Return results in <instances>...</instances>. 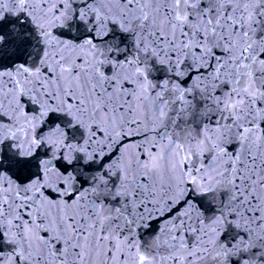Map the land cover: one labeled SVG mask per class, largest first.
<instances>
[{
	"label": "snow or ice",
	"instance_id": "1",
	"mask_svg": "<svg viewBox=\"0 0 264 264\" xmlns=\"http://www.w3.org/2000/svg\"><path fill=\"white\" fill-rule=\"evenodd\" d=\"M0 264H264V0H0Z\"/></svg>",
	"mask_w": 264,
	"mask_h": 264
}]
</instances>
